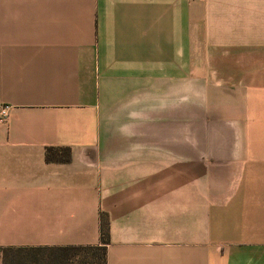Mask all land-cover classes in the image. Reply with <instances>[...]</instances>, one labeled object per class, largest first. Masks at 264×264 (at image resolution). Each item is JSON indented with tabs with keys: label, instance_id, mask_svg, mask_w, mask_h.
I'll return each instance as SVG.
<instances>
[{
	"label": "crops",
	"instance_id": "1",
	"mask_svg": "<svg viewBox=\"0 0 264 264\" xmlns=\"http://www.w3.org/2000/svg\"><path fill=\"white\" fill-rule=\"evenodd\" d=\"M2 106L0 249L264 264V0H0Z\"/></svg>",
	"mask_w": 264,
	"mask_h": 264
},
{
	"label": "trees",
	"instance_id": "2",
	"mask_svg": "<svg viewBox=\"0 0 264 264\" xmlns=\"http://www.w3.org/2000/svg\"><path fill=\"white\" fill-rule=\"evenodd\" d=\"M61 152L60 156L54 152ZM70 159L69 149L46 148L45 161L66 163ZM100 245L95 247H58L0 249V264H105V246L108 244V222L106 215L99 214Z\"/></svg>",
	"mask_w": 264,
	"mask_h": 264
},
{
	"label": "built area",
	"instance_id": "3",
	"mask_svg": "<svg viewBox=\"0 0 264 264\" xmlns=\"http://www.w3.org/2000/svg\"><path fill=\"white\" fill-rule=\"evenodd\" d=\"M8 109H9L8 106H2L0 108V117L2 118L6 117Z\"/></svg>",
	"mask_w": 264,
	"mask_h": 264
}]
</instances>
